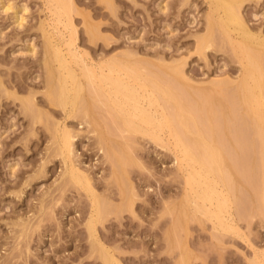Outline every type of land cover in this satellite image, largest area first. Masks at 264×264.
I'll return each mask as SVG.
<instances>
[{
  "label": "rangeland",
  "instance_id": "374dc122",
  "mask_svg": "<svg viewBox=\"0 0 264 264\" xmlns=\"http://www.w3.org/2000/svg\"><path fill=\"white\" fill-rule=\"evenodd\" d=\"M238 4L250 33L262 38L264 0H238ZM214 9L210 0H73L71 15L77 33H73L72 49L98 71L100 66L108 67L115 60L126 61L128 66L137 68L141 78L128 77L124 69L122 78H130L126 82H132L144 94L147 86V92L154 93V101L159 92L153 91L149 82L141 88L144 79L164 86L169 79L182 83L176 88L170 82L181 95L182 91H189L184 93L186 98L182 95L184 102L189 103L186 99L193 86L203 87L215 80L238 81L247 60L246 49L240 50L244 45L242 32L231 26L230 36H225L218 24L220 18L217 20L223 11ZM65 19L59 22L49 0H0V264H105L87 224L94 193L84 189L83 183L84 186L73 182L60 154L66 128L73 136L74 161L91 176L95 195L102 204V212L96 216L95 235L123 264H251L254 254L264 250V217L255 211L249 218L245 209L251 201L245 175L250 174L254 184L260 180L253 182L257 176L252 179V175L262 176L252 127H247V131L241 121V126L234 123L235 135L227 139V144L224 140L223 150L230 149L232 158L229 163L237 158L234 164L238 163L240 173V168L246 171V165L250 167V173L242 175L237 170L243 182L237 192L240 201L233 204V219L226 214L233 220H226L233 228H221L217 220L208 217L200 222L203 214H195L194 200L188 194L189 166L169 128L157 130L160 140L142 132L128 135L131 159L121 165L115 155L123 154L125 149L121 150L119 140L124 137L120 139L118 124L108 115L114 112L110 106L115 103L114 99L108 103L105 98H114L105 82L99 83L104 85L100 87L105 88V97L102 92L97 96L86 88L88 92L84 90L79 100L74 96L78 100L74 103L71 90L72 101L65 107L57 104V99L56 104L52 101L53 92L58 93L59 89L57 81L49 78L45 63L49 59L47 40L50 38L67 53L72 27H65ZM207 35H213V44L200 48L199 40ZM250 43L247 46L251 47ZM255 44L251 50L259 47ZM177 61L187 78L183 82L169 69ZM52 63L57 69L59 63ZM72 65L81 72L79 65L73 61ZM107 67L103 68L105 73ZM153 72L160 74L159 78ZM174 78L177 81H172ZM82 81L87 87V80ZM95 97L97 100H93ZM86 98L91 104L89 114L83 108ZM98 98L102 102L105 98L107 107ZM162 101L155 103L158 108L154 105L159 113L163 110ZM242 126L247 136L241 131ZM229 153L225 154L227 158ZM234 164L233 169L237 165ZM187 198L190 201L183 203L188 204L184 210L182 202ZM131 200L133 210L129 207ZM184 211L187 215L181 217Z\"/></svg>",
  "mask_w": 264,
  "mask_h": 264
},
{
  "label": "bare ground",
  "instance_id": "6f19581e",
  "mask_svg": "<svg viewBox=\"0 0 264 264\" xmlns=\"http://www.w3.org/2000/svg\"><path fill=\"white\" fill-rule=\"evenodd\" d=\"M49 2L53 6V11L57 15L59 22H62L63 18L66 17L65 19L66 21L64 23L65 27H72L71 37L66 43V45L69 47L67 48V53L64 52L66 50H63L59 44H53L50 38L48 39L49 41L47 40V44H49V49H48L49 59H47L45 63L47 64L48 70H49L48 73L50 77L49 76L48 77L54 78L57 81L56 83L58 84L57 90L59 89L57 91L58 93H56V91L55 93L53 92L54 94L53 96L55 97H53V99L51 98L52 101L54 103L57 101L56 102L57 104L65 107L67 104H69L72 101V99L71 101H69L70 96H71L70 95L71 90L72 92H74V94L71 92L73 98L75 96L76 99H78L80 95H82L84 90L86 92L89 89L93 94L95 93V95L97 96L99 95L101 96V92H102L103 97H105L104 94H106L107 92L103 91L105 88H103V90L101 88V87H104V85L102 86L99 84L101 82L102 83L105 82L104 83L105 86L108 85L110 87V89L108 90L110 91L112 90L114 94V98L110 97L109 99L108 98L109 95L105 98L106 100H108V103L109 102L111 103V100L113 99L115 103V105L113 106L109 105L111 110L114 112L110 111L112 114H108V115L111 117L112 121L117 122L118 124L117 128L119 130V132L117 133L121 132L122 134V135L118 134V135H121L119 136L120 139L121 137H124L123 139H125V144H122L124 143L123 139L119 140L120 141L119 143H121L119 144L121 150L125 149L123 150V154H122L123 156L119 153L118 154L120 156L115 155L116 158L122 162L121 165H123V163H125L124 165H127L126 160L131 159L129 158V156L131 155V151L128 150L130 149L129 144H128V140L130 138L128 135L133 134V133L139 134L138 132L140 133L142 132V134L143 133L149 134L152 136V138L154 139L158 138V140H160L159 139L160 133H158L157 130H163L164 128L166 129L169 128L170 135L175 136V139H177V142L175 143H177L178 145L176 144V146H178V148L181 147V150L183 153V159L186 161L185 163L189 166V169L187 168L188 175H187L186 181L190 187L189 190L191 193L189 192L188 194H190L191 198L189 197L188 198L191 200L192 199L194 200L192 203L194 205V210L196 211L195 214L198 212L200 214L201 213L203 214V216L200 215L201 216V219L199 218L200 222L203 221L202 220L203 217H204L203 218L204 220H206L207 217H208L207 219H210V220L212 218L215 219V221L217 220L216 224L220 226L221 228H224L225 226H229L230 228H233V224L231 226V224H229L230 222L228 223L226 220H230L232 218L231 210L233 208V204L236 205L237 204L236 201L237 200L240 201L239 200L240 193H238L239 194L238 195L237 192L239 191L241 186H243V182L241 181V179H239L238 175H242L243 172L247 173V171H249L250 173V170H249L250 167H248L249 165L248 166L246 165L245 167L246 171H243L242 168H240V170L242 171L240 173L239 168H237L239 167L238 163H235L237 165L234 164V161L237 160L238 162V159L234 158L233 154H232V157L235 160L233 159L231 160V164L229 163L230 162L229 159H232L230 158L231 156L229 153L230 149L229 150L226 149V151L225 149L223 150V146H225L224 142L230 137L233 138V136L235 135L233 133L235 124L239 123L238 124L239 126H241V124H244L246 128L251 126L254 132V136H255V139H254L255 145L256 146L258 145L257 146L258 149L256 148V150H258V153H259V155L257 154L259 156L257 161L259 163L261 161L260 167L262 166V176H260L259 178L261 179H259L257 174L252 175V179L254 176H257L256 179L253 180V182L255 180L261 181V182L259 181L260 183L255 181L256 184H254V183H251L250 181L251 177H248L250 176V174L245 175L247 177H246V180L244 179L245 180L244 182L248 183L246 185L249 186L250 189L249 188L248 189L251 194L250 195L251 201H249L250 202L249 206L247 207L245 206L246 207L245 209L249 211L248 212L250 216L249 218H251L254 215L255 211H257V213L262 214L264 217V109H263V100H264V38L263 37L264 36H262V38L261 37L259 38L257 36H254V33L252 34L250 33V30L248 29V26H247L248 24L246 23L247 21H245L246 17L244 18L242 14L243 12L241 11L240 5L238 4V0H210V3L212 7L215 8L214 10L222 9L223 11L222 12L223 14L221 15V17H217V16L216 17H217V20L218 18H220L218 24L220 25L221 32L223 31V33H225V36H228V37L230 36L228 31L231 26H234V28L236 27V30H239L242 32L243 39H244L243 41L244 45H241V47L240 46L239 47L241 48L240 50L243 49V51L246 49L245 52H246V58H247L246 63H243L242 74L241 76H239L240 77L239 80L238 81L234 80V82H226V80L221 81L220 79H218L220 80L219 82L215 80V82H210L209 85H206L203 87L193 86V89L192 87H189L190 90L191 89L192 90L189 94L190 96L187 95L186 100L187 101L188 99L190 100V102L188 101L189 103L186 102L187 104L184 101L186 98L185 95L186 93H189V91L187 90L188 92L185 93L184 91H182V90H185V88L181 90L183 92V93L181 92L182 95H184L185 93V95L183 96L185 98H183L182 95L179 94L180 90L175 89V87L178 88L179 85L182 83L178 85V82H173L175 83L173 84L171 80L169 79V81L175 87L172 86L170 82L169 84H167L166 82L165 83L166 87H165L161 83L157 84L155 80L151 79L152 80L151 81L150 78L148 79L149 81L147 79L146 80L144 79L143 82L142 80H140V82L138 81L137 84H140L142 82V86H140L141 88H143V86H145L146 83L149 82L150 84L148 83L149 85L148 84L147 85L152 86L153 91H155L156 93L159 92L161 94L160 97H159V93H158V96L156 95L158 98L157 99L155 98V101L153 100L154 96L152 95L154 93L149 92V91L147 92V89H148V88L146 89L147 86L144 87L146 91V93L144 94L141 92V90L138 89V87H136V85L133 86L132 82L130 84H129L130 81L127 83L126 82L127 79H130V78H127V76H126L127 78L126 80H125V77L122 78V76L124 75H121L122 74L121 70L124 69L125 71L123 70V72L126 73L128 77L131 76L134 78H138L140 75L137 74L136 66H134L136 68L134 69L132 68L133 66H128L127 63H125L126 61L119 62L118 60H115V61L112 60L113 62H111V64L109 63L108 67L106 65V67L108 68L107 73H105L103 69L106 67L100 66L99 68L100 71H98L96 70V67L90 66L88 63H86V61L82 58L81 54L77 50L72 49V44L74 41L73 33L74 34L77 33L75 32L76 29L73 26L74 25L72 21L73 18L71 15L73 13V11H71L73 0H49ZM212 30L209 31L210 36H211ZM259 35H262V34H259ZM207 36L208 38H206L205 36V37H202L204 39L201 38L199 40L200 48H204L205 46L209 47V45L213 44L212 43L213 41L211 40L213 35L212 37H209V35ZM237 41L239 40H236V42ZM247 42L253 43V44L250 43L251 47H253L252 45H254L255 43H256L255 45H258L259 47L257 49L252 48L251 50V47L247 46ZM229 43L232 44L231 40ZM239 44H240V41H239ZM52 60L57 61L59 63V66L57 69L54 68L55 66L53 67ZM241 60L243 59L241 58ZM72 61L80 66L79 68L81 69V72L78 73L76 68L73 67ZM179 62L178 61L175 62L176 66H173L171 64L172 66H170L169 69H171L170 72H172V74L177 80L183 82L187 78L185 76L184 71H181V68H182L180 65L181 62L180 63ZM136 64H139V63H135V65ZM153 73L154 75L156 74L155 76H158L157 78H159L160 74L158 75L155 72ZM84 78L87 80V83H86V85H88L87 87L83 85V81L85 80L82 81V79ZM157 78H154V79H156L157 82H159ZM175 78L174 80L172 79V81H177ZM98 79L100 82L99 81L97 82ZM51 80L53 81V79H50V82ZM161 81L164 82L163 79ZM135 83H136V80H135ZM68 84L72 85L73 89H71L72 86H70L71 87L70 88ZM230 84H232L233 86ZM86 88H89V89H86ZM110 91H109V94H111L110 96H112L113 94ZM92 95L90 94L91 97ZM75 98L73 99L74 100L73 103L79 100V99L76 100ZM96 98L97 97H95L93 100H95ZM105 98H102V99L106 101ZM147 99L148 101H146ZM159 99L160 101L162 100L164 101L162 105L159 104L162 106V109H163L162 111H160V113L156 105L158 104L157 102L159 101ZM99 101L100 103L102 102L101 99L99 100L98 98V102ZM104 101L102 102L103 104L102 103L101 104L102 106L104 105L105 107H107L108 104L105 105L107 101L105 103ZM154 105H156L157 108ZM90 106L91 104L88 98L84 99L83 108L85 112L86 111L88 112V114L91 109ZM240 121H241V124H240ZM242 121L244 123H242ZM142 124L144 125L146 124V127L153 126L155 129L150 130L148 127L147 128L143 127L144 125ZM232 126L234 127L233 130H232ZM244 126L241 127L242 129L241 131L245 130ZM237 128L240 129L238 126L236 127V129ZM248 129L249 128H247V131ZM241 131H238V132H241ZM244 132L245 131H243V133ZM244 135L246 134L244 133ZM242 137L245 139L244 136ZM227 142L228 140L226 141V144ZM248 142L249 141H247V144ZM60 145H61L60 154L63 155L64 163L69 169V173L71 174V178L73 182L75 181L76 184L83 183L85 185L84 189L87 188L88 192L90 191L89 193H94L93 195L91 194L92 196H94V198L92 201L93 203H92L90 218L87 224L91 232L90 233L91 238L93 239L95 238L94 241L96 240V242L98 243L97 246H99L98 251L101 255V258L104 260L105 264H123L118 259V256L114 255V253L111 254V251H109L110 249H107L105 245L102 244L103 242L99 240L100 236H99V239L96 236L97 234L95 233L96 232L95 223L98 218V217L96 218V216H98V214L99 215L101 214L102 209L100 208V206L102 204L99 205V203L101 202L97 194L95 195L96 189L95 187H93L94 184L92 183L91 176H89L88 173L83 172L76 165L74 161L73 136L71 135L68 128L64 129V132L61 136ZM124 151L129 152V153L126 152L128 154L127 158L124 156L126 155L124 154ZM226 152L229 153L228 158H227V155H225ZM243 153L246 155L244 151ZM244 154L240 155V158L244 157ZM250 155L252 158V153L250 154L249 152V156ZM232 161H233V164L235 165L234 169L236 170V174L234 173L235 170L232 167L233 166ZM241 161L244 162L243 160ZM118 164L117 166H119ZM119 168L120 167H118V169ZM124 168L123 170H125ZM237 170L239 172L238 175H237ZM119 172L121 175L120 170ZM247 179L249 180V182H247L248 181ZM257 183L261 184V186L258 187L259 184L257 185ZM65 189L66 188H64V190ZM257 196L259 200L255 201V199H257L256 198ZM188 198L184 199L182 204L187 202V200L190 201ZM129 201L127 202L128 204L130 203ZM132 201L133 200H131V203L129 204L130 208H132L134 204V202L132 203ZM128 204H127V207H128ZM183 205H184V208L183 206L181 205L180 206L185 210L186 209L185 206H187L188 204L186 203V205L185 204ZM182 208L180 209V212ZM173 211L175 212V209ZM184 212L185 213L180 215L181 217L182 216L186 217L185 216L187 215L186 211ZM226 214H229L231 218L228 219ZM175 218H178V217H175ZM173 224L175 225L176 223H173ZM212 224H215V223H212ZM216 224L214 225V228ZM218 226L216 229H219ZM180 227L182 226L180 225ZM227 228L228 227H226V229ZM259 253L254 254L255 256L252 259L251 264H264V250Z\"/></svg>",
  "mask_w": 264,
  "mask_h": 264
}]
</instances>
